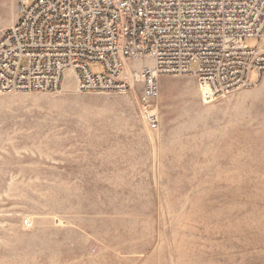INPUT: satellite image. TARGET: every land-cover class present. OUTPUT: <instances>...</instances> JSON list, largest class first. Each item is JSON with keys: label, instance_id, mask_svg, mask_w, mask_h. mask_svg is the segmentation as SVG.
<instances>
[{"label": "rangeland", "instance_id": "obj_1", "mask_svg": "<svg viewBox=\"0 0 264 264\" xmlns=\"http://www.w3.org/2000/svg\"><path fill=\"white\" fill-rule=\"evenodd\" d=\"M138 96L0 94V264H264V76L211 102L159 77L155 129Z\"/></svg>", "mask_w": 264, "mask_h": 264}, {"label": "built area", "instance_id": "obj_2", "mask_svg": "<svg viewBox=\"0 0 264 264\" xmlns=\"http://www.w3.org/2000/svg\"><path fill=\"white\" fill-rule=\"evenodd\" d=\"M16 3L15 21L0 34V94L55 93L66 73L78 92L137 87L143 121L155 129L159 77L195 78L204 102L262 81L264 0Z\"/></svg>", "mask_w": 264, "mask_h": 264}, {"label": "bare ground", "instance_id": "obj_3", "mask_svg": "<svg viewBox=\"0 0 264 264\" xmlns=\"http://www.w3.org/2000/svg\"><path fill=\"white\" fill-rule=\"evenodd\" d=\"M263 76H264V74H263ZM263 78V77H262Z\"/></svg>", "mask_w": 264, "mask_h": 264}]
</instances>
